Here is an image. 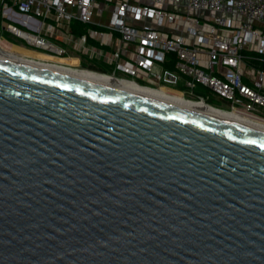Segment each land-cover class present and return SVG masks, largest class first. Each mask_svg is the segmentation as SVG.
<instances>
[{
  "label": "water",
  "instance_id": "water-1",
  "mask_svg": "<svg viewBox=\"0 0 264 264\" xmlns=\"http://www.w3.org/2000/svg\"><path fill=\"white\" fill-rule=\"evenodd\" d=\"M0 264H264V131L0 58Z\"/></svg>",
  "mask_w": 264,
  "mask_h": 264
},
{
  "label": "built area",
  "instance_id": "built-area-1",
  "mask_svg": "<svg viewBox=\"0 0 264 264\" xmlns=\"http://www.w3.org/2000/svg\"><path fill=\"white\" fill-rule=\"evenodd\" d=\"M14 47L264 123V0H0V52Z\"/></svg>",
  "mask_w": 264,
  "mask_h": 264
},
{
  "label": "bare ground",
  "instance_id": "bare-ground-1",
  "mask_svg": "<svg viewBox=\"0 0 264 264\" xmlns=\"http://www.w3.org/2000/svg\"><path fill=\"white\" fill-rule=\"evenodd\" d=\"M16 49H18V52H20V53H15L12 50H9V52H8V50H7L6 53L0 52V58L7 59V60L12 61V62H19V63H25V64L39 66V67L46 68V69H49V70H52L55 72L69 74L71 76L81 78V79H85V80H89V81H96V82H99L105 86H109V87H112V88H115L118 90L130 92V93L138 94V95H141L144 97H148V98H152V99H156V100H161V101H165V102L175 104L178 106L198 110V111L213 115L215 117H218L220 119L237 122V123L244 124L247 126H252L254 128H257V129L264 131V123H261V122H258V121H255L253 119H249L246 117H242V116L232 112V110H230L229 108H226V107L216 106V105L215 106H206V105H202V104H195V103L187 102V101L183 100L181 98V96H179V94H176L173 91L169 92L166 89H163L161 92H156V91L150 90V89L145 88V87L137 86L136 84H134L132 82L114 80L108 76L93 73V72L70 71V70L59 69L56 67L38 65V64L23 60V57H25V56H30V57H35V58L36 57L47 58V57L42 55V54L37 55L39 53H33V52H29V51L19 49V48H16Z\"/></svg>",
  "mask_w": 264,
  "mask_h": 264
},
{
  "label": "rangeland",
  "instance_id": "rangeland-1",
  "mask_svg": "<svg viewBox=\"0 0 264 264\" xmlns=\"http://www.w3.org/2000/svg\"><path fill=\"white\" fill-rule=\"evenodd\" d=\"M105 1H106V0H100V2L103 3V4H104ZM107 1H108V0H107ZM11 50L14 51L15 53H20V52H18V49H16L15 47L12 48ZM37 55H40V54H37ZM166 90L169 91V92H172V91H170V90H168V89H166ZM212 104H213V105H216V106H222V107L225 106V105L223 104V102L218 101V100H215V99L212 101Z\"/></svg>",
  "mask_w": 264,
  "mask_h": 264
},
{
  "label": "crops",
  "instance_id": "crops-1",
  "mask_svg": "<svg viewBox=\"0 0 264 264\" xmlns=\"http://www.w3.org/2000/svg\"><path fill=\"white\" fill-rule=\"evenodd\" d=\"M138 1H142V0H138ZM144 2H147L148 0H143Z\"/></svg>",
  "mask_w": 264,
  "mask_h": 264
},
{
  "label": "trees",
  "instance_id": "trees-1",
  "mask_svg": "<svg viewBox=\"0 0 264 264\" xmlns=\"http://www.w3.org/2000/svg\"><path fill=\"white\" fill-rule=\"evenodd\" d=\"M81 33H83V31H81Z\"/></svg>",
  "mask_w": 264,
  "mask_h": 264
}]
</instances>
